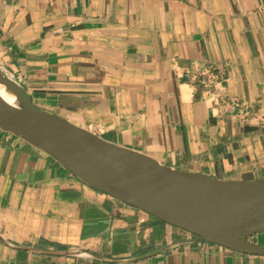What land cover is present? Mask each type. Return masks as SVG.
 <instances>
[{
	"label": "crops",
	"instance_id": "obj_1",
	"mask_svg": "<svg viewBox=\"0 0 264 264\" xmlns=\"http://www.w3.org/2000/svg\"><path fill=\"white\" fill-rule=\"evenodd\" d=\"M0 66L109 142L264 179V0H0ZM195 238L0 131V264H264Z\"/></svg>",
	"mask_w": 264,
	"mask_h": 264
},
{
	"label": "water",
	"instance_id": "obj_2",
	"mask_svg": "<svg viewBox=\"0 0 264 264\" xmlns=\"http://www.w3.org/2000/svg\"><path fill=\"white\" fill-rule=\"evenodd\" d=\"M0 131L56 160L90 188L233 252L264 257V179L185 172L36 106L0 66ZM161 250H158L160 252Z\"/></svg>",
	"mask_w": 264,
	"mask_h": 264
},
{
	"label": "flooded vegetation",
	"instance_id": "obj_3",
	"mask_svg": "<svg viewBox=\"0 0 264 264\" xmlns=\"http://www.w3.org/2000/svg\"><path fill=\"white\" fill-rule=\"evenodd\" d=\"M258 237H259V235H255V236L249 238V240H250L251 242H253V243L264 244V241H261ZM252 239H256V240L253 241ZM257 239H258V240H257Z\"/></svg>",
	"mask_w": 264,
	"mask_h": 264
},
{
	"label": "rangeland",
	"instance_id": "obj_4",
	"mask_svg": "<svg viewBox=\"0 0 264 264\" xmlns=\"http://www.w3.org/2000/svg\"><path fill=\"white\" fill-rule=\"evenodd\" d=\"M261 241H264V233L261 234V236L258 237ZM253 241H255L256 239H252ZM258 240V239H257Z\"/></svg>",
	"mask_w": 264,
	"mask_h": 264
}]
</instances>
